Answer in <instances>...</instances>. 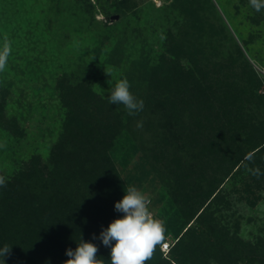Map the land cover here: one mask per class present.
Listing matches in <instances>:
<instances>
[{
	"label": "rangeland",
	"instance_id": "rangeland-1",
	"mask_svg": "<svg viewBox=\"0 0 264 264\" xmlns=\"http://www.w3.org/2000/svg\"><path fill=\"white\" fill-rule=\"evenodd\" d=\"M69 1L71 8L67 13L57 9V0H0V47L5 37L11 42L7 66L0 72V91L6 98V120L16 122L18 127L11 130L0 120L3 175L11 177L18 168H26L36 154L42 156L51 170L49 151L67 114L71 112L74 116L84 107L93 111L100 97L111 92V85L119 80L134 78L130 92L137 99L146 98L152 89L147 79L135 78L136 61L150 57L151 64L156 63L172 36L199 48L200 61L209 59L216 64L212 69L217 72H212L211 80L221 78L240 85L236 99L244 108L243 117L256 115L258 120H264V9L256 12L249 0H191L195 1L192 9L198 7L193 11L189 5L184 7V0H129L125 9L117 13L110 10V0H100L93 11L96 17L80 22L83 19L80 8L73 9L74 1ZM92 2L95 4L96 0ZM98 5L112 12L109 19ZM185 9H190L188 14ZM234 58L236 63L232 61ZM183 64L189 67L187 61ZM65 75L64 86L59 80ZM253 75L255 80L251 83ZM77 85L81 86V92L76 98L70 88ZM164 107L174 114L175 120L165 121L169 137L155 140L148 147L150 159L145 157L142 145L131 131L142 129L146 121L137 114L128 115L122 104L117 110L123 112L121 127L116 129L110 121L105 129L99 125L98 130L109 142L108 153L125 190L135 186L147 195L155 218L175 235V231L187 227L176 202V179L192 190L200 186L194 184L195 176L211 183L215 177L223 179L229 172L220 155L212 154L215 147L211 136L225 122L214 112L195 106L184 112L176 111L175 104ZM143 114L141 111L139 116ZM129 118L133 120L132 127L128 125ZM138 122H142V127H137ZM243 124L240 118L238 126ZM144 135L148 137L151 133ZM165 140L169 145L174 141L172 150L166 149ZM145 159L147 168L136 179L134 170ZM248 168L250 165L243 167L225 185V198L217 208L223 209L228 229L238 233L241 241L255 245L264 239V175L257 178ZM259 169L264 173V164ZM170 240L176 242L173 237ZM163 256L172 258V253Z\"/></svg>",
	"mask_w": 264,
	"mask_h": 264
},
{
	"label": "trees",
	"instance_id": "trees-1",
	"mask_svg": "<svg viewBox=\"0 0 264 264\" xmlns=\"http://www.w3.org/2000/svg\"><path fill=\"white\" fill-rule=\"evenodd\" d=\"M73 1V9L78 7L81 10L83 19L80 22L96 17L93 11L100 0H96L95 4L92 0ZM128 1L110 0V10L121 12ZM184 1V7L189 5L191 11L198 9L197 6L192 9L195 1ZM69 2L57 0L56 7L69 13ZM99 7L109 19L112 12L102 5ZM190 9H185V13L188 14ZM200 28L199 24L198 30ZM164 49L156 63L151 64L150 57L136 61L138 73L135 78L137 81L147 79L149 89H152L146 98L140 99L144 101V114H137L146 121V128L131 130L142 145L141 151L150 159L148 147L155 140L158 142L169 137L170 130L166 128L169 125L165 121L171 122L174 114H170L164 105L175 104L176 111L180 109L182 112L195 106L214 112L225 122L211 136L215 147L212 154L220 155L221 161L228 164L229 172L223 179L215 177L211 183L195 176L194 184L200 186L192 190L176 179V202L180 205L187 227L175 231V235L165 229L164 236L166 233L167 236L163 242H171L168 253H172V258L163 256L161 244L148 261L150 264H264V239L255 245L241 241L238 233L228 229L226 221H223V209L217 208L219 201L225 198V185L243 167L260 168L264 164V157L261 158L264 154V120H258L256 115L242 116L244 108L239 98L236 99L240 85L227 83L221 78L211 80L209 76L217 72L212 68L217 66L209 59L200 61L199 48L172 36ZM184 60L188 62V68H185ZM232 61L236 63L237 59ZM250 71L253 73L252 69ZM65 79L66 75L59 81L67 85ZM133 79L129 82L132 83ZM254 80L253 75L251 83ZM80 87L70 88L76 98L81 92ZM109 93L100 97L93 111L84 107V112L79 110L74 116L71 112L67 114L59 137L49 151V163L53 165L51 170L45 166L47 164L42 156L36 154L27 162L26 168H18L11 177L0 173L7 181L6 187H0V247L12 245L11 255L4 258L6 264H63L68 259L66 250H74L81 238L97 245V257L108 258L105 264H111L110 248L99 239L92 238L93 234L99 237L102 229L123 215L114 206L125 195V185L108 153L109 142L105 141V134L98 130L99 125L105 129L110 121L116 129L121 127L123 112H117L119 104L109 103ZM60 97L63 100L65 96ZM5 99L0 91V120L11 130L18 129L16 122L6 120ZM159 104L160 107H157ZM240 118L244 124L238 126ZM129 121L128 125L132 127L133 120ZM145 132H150L151 136L146 137ZM171 142L169 145V141L165 140L168 151L176 145ZM152 156L155 157V151ZM248 156L253 157L252 161L246 159ZM147 163L145 159L135 168L136 179L139 173L145 171ZM172 237L176 242L170 240Z\"/></svg>",
	"mask_w": 264,
	"mask_h": 264
},
{
	"label": "clouds",
	"instance_id": "clouds-1",
	"mask_svg": "<svg viewBox=\"0 0 264 264\" xmlns=\"http://www.w3.org/2000/svg\"><path fill=\"white\" fill-rule=\"evenodd\" d=\"M249 3L256 12L264 9V0H249ZM10 53L11 42L5 37L3 46L0 47V72L5 70ZM130 87L127 78L119 80L114 86L111 85L108 100L110 104H122L128 115L133 116L143 111L144 101L137 99L130 92ZM137 127H142V122H138ZM246 159L252 161L253 157L248 156ZM247 170L257 178L264 175L258 167ZM6 186V179L0 176V187ZM150 204L151 199L137 187H127L125 195L114 206L117 212L123 214L122 217L102 229L99 237L93 234V239H99L105 247L110 248L111 264H146L152 258L156 247L163 243L164 223L154 217L149 210ZM11 248L12 245L8 244L0 247L2 264H6L4 258L11 255ZM97 253V245L81 238L74 250H66L68 259L63 264H105L103 259L97 257Z\"/></svg>",
	"mask_w": 264,
	"mask_h": 264
},
{
	"label": "built area",
	"instance_id": "built-area-1",
	"mask_svg": "<svg viewBox=\"0 0 264 264\" xmlns=\"http://www.w3.org/2000/svg\"><path fill=\"white\" fill-rule=\"evenodd\" d=\"M170 248H171V242L170 241H165L162 243V252L165 254V253H168L170 251Z\"/></svg>",
	"mask_w": 264,
	"mask_h": 264
}]
</instances>
